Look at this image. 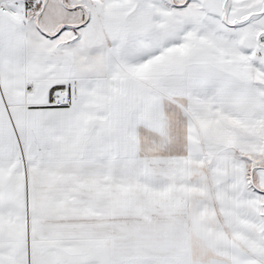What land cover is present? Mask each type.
Here are the masks:
<instances>
[{"label":"snow or ice","instance_id":"1","mask_svg":"<svg viewBox=\"0 0 264 264\" xmlns=\"http://www.w3.org/2000/svg\"><path fill=\"white\" fill-rule=\"evenodd\" d=\"M0 264H264V0H0Z\"/></svg>","mask_w":264,"mask_h":264}]
</instances>
